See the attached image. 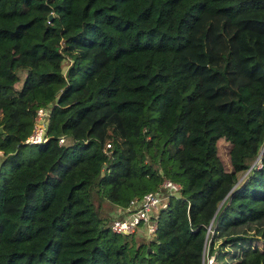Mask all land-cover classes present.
I'll return each mask as SVG.
<instances>
[{
	"label": "trees",
	"instance_id": "1",
	"mask_svg": "<svg viewBox=\"0 0 264 264\" xmlns=\"http://www.w3.org/2000/svg\"><path fill=\"white\" fill-rule=\"evenodd\" d=\"M164 178L152 236L103 223ZM0 180V264H264L206 259L264 221V0H0Z\"/></svg>",
	"mask_w": 264,
	"mask_h": 264
},
{
	"label": "built area",
	"instance_id": "2",
	"mask_svg": "<svg viewBox=\"0 0 264 264\" xmlns=\"http://www.w3.org/2000/svg\"><path fill=\"white\" fill-rule=\"evenodd\" d=\"M50 122V107H40L37 109L33 129L25 138V144H38L48 140L47 128ZM66 138L61 136L58 140L60 144L64 143ZM107 147L110 144L107 143ZM180 184L164 178L156 191L146 192L140 198H133L127 206L120 209L117 218L110 223L111 230L114 233L125 234L134 233L140 226H144L146 234L152 236L157 227V222L152 218L155 211L160 207H165L169 197L177 195ZM211 260H208L210 263Z\"/></svg>",
	"mask_w": 264,
	"mask_h": 264
},
{
	"label": "rangeland",
	"instance_id": "3",
	"mask_svg": "<svg viewBox=\"0 0 264 264\" xmlns=\"http://www.w3.org/2000/svg\"><path fill=\"white\" fill-rule=\"evenodd\" d=\"M222 147L220 149V156L224 164L227 166V157L225 153L226 151L225 149L223 150ZM243 176L244 174L240 175L239 178L241 179ZM91 192H92L91 196L93 203L95 202L96 204L100 203V209L98 208V214L103 218V223L105 225L110 224L111 221L115 219L116 216H118L119 214L118 210H116V208L110 205L107 201L100 200V198H97L95 190H92ZM256 226H260L264 228V221L260 220L258 222L246 223L241 226L234 227L232 231L237 233L239 236H245V238L242 240L234 239L228 243H223L226 234H222L219 236L217 234L216 238L213 239L211 246L214 256L211 257L207 256L206 259L211 261L212 259L213 260L215 259L216 261H218V259H222L224 261H236L239 260L247 251L246 249H244L247 245H251L247 247L248 249H250L253 246L262 248L264 244L262 239L260 238V234L256 232ZM213 229H211L212 233H214ZM138 231H140V227L136 232ZM244 232L247 233L245 234Z\"/></svg>",
	"mask_w": 264,
	"mask_h": 264
},
{
	"label": "water",
	"instance_id": "4",
	"mask_svg": "<svg viewBox=\"0 0 264 264\" xmlns=\"http://www.w3.org/2000/svg\"><path fill=\"white\" fill-rule=\"evenodd\" d=\"M49 18L51 19L52 18V15L50 14Z\"/></svg>",
	"mask_w": 264,
	"mask_h": 264
}]
</instances>
